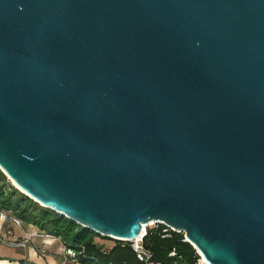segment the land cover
Segmentation results:
<instances>
[{"label": "water", "instance_id": "1", "mask_svg": "<svg viewBox=\"0 0 264 264\" xmlns=\"http://www.w3.org/2000/svg\"><path fill=\"white\" fill-rule=\"evenodd\" d=\"M0 169L100 236L264 264V0H0Z\"/></svg>", "mask_w": 264, "mask_h": 264}, {"label": "trees", "instance_id": "2", "mask_svg": "<svg viewBox=\"0 0 264 264\" xmlns=\"http://www.w3.org/2000/svg\"><path fill=\"white\" fill-rule=\"evenodd\" d=\"M7 177L0 169V210L12 212L23 222L61 238L67 245L83 250L81 264H199L201 257L184 233L158 224L147 231L145 245L151 255L143 260L132 243L116 241L106 248L97 241L99 234L40 206L14 187H6Z\"/></svg>", "mask_w": 264, "mask_h": 264}, {"label": "crops", "instance_id": "3", "mask_svg": "<svg viewBox=\"0 0 264 264\" xmlns=\"http://www.w3.org/2000/svg\"><path fill=\"white\" fill-rule=\"evenodd\" d=\"M3 211L5 216L0 215V264H75L66 258V244L61 238L47 239L44 236H37L26 249L4 245L1 239L7 237L10 230H13L16 237H23L25 231L33 233L44 231L33 225L26 226L24 222L23 227H17L10 219L14 214Z\"/></svg>", "mask_w": 264, "mask_h": 264}, {"label": "built area", "instance_id": "4", "mask_svg": "<svg viewBox=\"0 0 264 264\" xmlns=\"http://www.w3.org/2000/svg\"><path fill=\"white\" fill-rule=\"evenodd\" d=\"M0 215L1 216H5V212L3 210H0ZM10 219L12 221V223L17 226V227H23V221L15 215H11ZM158 224L157 223H153L150 225L151 228L156 227ZM147 234V232H146ZM37 236H44L47 239H53L56 238L57 236H54L52 234H48V233H33V232H29V231H25L23 237H16L13 233V230L8 231V236L1 239L2 243L4 245H7L9 247L12 248H28L30 246V244L32 242H34L35 238ZM59 238V237H57ZM66 244V243H65ZM132 246L134 248V250L140 255V257L145 260L148 261L151 258V255L149 253L148 250H146L143 246L142 241H138V242H134L132 243ZM45 249V248H43ZM84 253V249L83 250H77L75 247L67 245L66 244V250H65V255L66 258L73 261L75 264H81L80 263V256ZM203 264V263H200Z\"/></svg>", "mask_w": 264, "mask_h": 264}, {"label": "rangeland", "instance_id": "5", "mask_svg": "<svg viewBox=\"0 0 264 264\" xmlns=\"http://www.w3.org/2000/svg\"><path fill=\"white\" fill-rule=\"evenodd\" d=\"M5 175H6V174H5ZM6 177H7V185H6V187H9V188H10V187H14V188L18 189L20 192L24 193L23 190L19 189V188L14 184V182L10 179V177H9L8 175H6ZM24 194H26V193H24ZM24 224H25L26 226L31 225V224H28V223L25 222V221H24ZM33 226H34V225H33ZM33 226H31V227H33ZM149 229H151V227H148L147 231H148ZM97 241H98L99 243L103 244L106 248H108V247H110V246H112V245L114 244V240H111L110 238H106V237H103V236L98 237V238H97Z\"/></svg>", "mask_w": 264, "mask_h": 264}, {"label": "bare ground", "instance_id": "6", "mask_svg": "<svg viewBox=\"0 0 264 264\" xmlns=\"http://www.w3.org/2000/svg\"><path fill=\"white\" fill-rule=\"evenodd\" d=\"M14 184H15L18 188H20L16 183H14ZM20 189H21V188H20ZM146 227H147V226H145V230H144V232H143V235L146 234V230H147ZM203 261H204L205 264H209V263L206 262V260L203 259Z\"/></svg>", "mask_w": 264, "mask_h": 264}]
</instances>
